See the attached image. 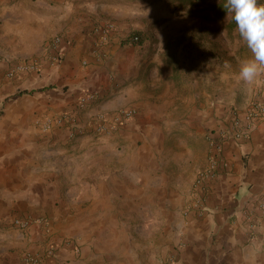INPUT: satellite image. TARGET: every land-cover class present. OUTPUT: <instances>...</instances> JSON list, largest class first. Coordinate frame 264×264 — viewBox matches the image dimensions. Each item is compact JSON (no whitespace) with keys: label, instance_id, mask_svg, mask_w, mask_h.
<instances>
[{"label":"crops","instance_id":"0c3cea01","mask_svg":"<svg viewBox=\"0 0 264 264\" xmlns=\"http://www.w3.org/2000/svg\"><path fill=\"white\" fill-rule=\"evenodd\" d=\"M134 1L0 0V264H25L28 252L39 255V264L132 263L112 228L114 212L130 209L139 192L136 180L145 183L134 170L146 157L143 143L133 146L159 136L165 102L149 90L155 84L149 75H140L148 61L138 67L120 49L119 37L103 43L101 32L120 5ZM55 36L62 38L61 60L53 65L47 44ZM30 59L37 60L36 69L8 76ZM237 80L232 91L238 99L218 96L200 112L209 130L200 142L205 164L214 153L209 137L221 140L232 132L229 110L264 104V87L249 91ZM87 92L98 100L80 110L78 99ZM130 108L136 115L117 131H94L95 115L112 121ZM72 113L81 127L73 136L68 124L42 128L46 117ZM189 141L192 149L199 144ZM222 145L217 166L210 170L208 163L204 200L180 230L186 243L181 259L203 264L211 252L219 264H264V212L258 208L264 202V117L245 138H223ZM17 218L32 224L20 231L13 227Z\"/></svg>","mask_w":264,"mask_h":264},{"label":"rangeland","instance_id":"374dc122","mask_svg":"<svg viewBox=\"0 0 264 264\" xmlns=\"http://www.w3.org/2000/svg\"><path fill=\"white\" fill-rule=\"evenodd\" d=\"M217 1L208 0L210 4ZM259 1L264 4V0ZM116 16L102 28L103 43L111 36L119 37L120 49L135 58L138 67L147 60L140 75H149L148 82L155 83L149 90L163 96L160 102L165 105L160 104L159 109V120L164 125L159 136L147 135L133 146L143 143L146 157L134 170L145 175V183L142 185L135 179L139 192L133 194L130 209L114 212L118 216L112 228L127 262L184 264L181 255L186 243H182L180 230L204 200L203 183L210 167V157L205 164L200 143L205 141L208 130L200 120V112L218 96L230 101L238 99L232 89L238 81L239 65L252 54L237 30L228 34L225 26L230 15L218 23H206L196 9H176L165 1L137 0L120 5ZM122 25L128 27L121 30L118 27ZM136 30L144 32L145 42L139 46L123 44ZM184 37L185 41L178 44ZM87 65V62L83 64ZM193 110H196L194 116ZM235 111L238 109L229 110L231 114ZM152 118L149 115L148 119ZM190 118H195V122L188 123ZM189 138L199 140L194 149ZM216 257L210 252L203 264H219L220 257ZM22 260L25 262V255Z\"/></svg>","mask_w":264,"mask_h":264},{"label":"built area","instance_id":"2783aa9c","mask_svg":"<svg viewBox=\"0 0 264 264\" xmlns=\"http://www.w3.org/2000/svg\"><path fill=\"white\" fill-rule=\"evenodd\" d=\"M114 25H109V28H113ZM62 44V38L60 36H55L53 39H51L47 46L48 49H51V62L53 65L57 64L61 60V51L60 47ZM38 67L37 60L30 59L26 60L21 64H17L11 69L8 73L9 77H13L16 73L34 70ZM98 100V94L95 92H87L83 94L78 99V108L85 109L89 107L90 104L95 103ZM136 110L134 108L125 109L119 112L112 121L107 119L104 115L98 114L95 117V126L94 131L97 134H106L109 132L117 131L120 126H122L123 122L128 121L132 119L136 115ZM264 117V104L261 103H254L251 107H249L245 112H237L235 111L232 114V123H231V133L228 137H230L233 140H241L246 137L248 130L252 127L254 122L262 119ZM79 120L77 115L69 114V115H61L57 117H46L43 121L42 128L44 131L49 130L52 125H58V126H64L68 124L69 131L71 135L73 136L74 133L77 131H81V127L79 124ZM227 132L222 134V139L217 140L215 137L210 136L209 137V143L211 147L214 149V153L210 157V170H213L217 164H218V158L219 153L222 150V142L223 138L225 137ZM222 141V142H220ZM259 210L264 212V202H261L258 205ZM31 221L26 219H20L17 218L13 222V227L20 230V231H26L31 226ZM80 250L78 249L77 252ZM48 255L52 256L54 255L55 251L54 249L48 250ZM25 262L27 264H39L40 257L39 255L33 254V253H27L25 255Z\"/></svg>","mask_w":264,"mask_h":264},{"label":"clouds","instance_id":"9594fccd","mask_svg":"<svg viewBox=\"0 0 264 264\" xmlns=\"http://www.w3.org/2000/svg\"><path fill=\"white\" fill-rule=\"evenodd\" d=\"M225 8L232 14L236 30L251 58L241 61L237 76L251 87H264V4L259 0H226Z\"/></svg>","mask_w":264,"mask_h":264},{"label":"trees","instance_id":"16d2710c","mask_svg":"<svg viewBox=\"0 0 264 264\" xmlns=\"http://www.w3.org/2000/svg\"><path fill=\"white\" fill-rule=\"evenodd\" d=\"M165 1L169 5H172L176 9H196L201 15V18L206 23H218L230 15L228 23L225 28L228 34H232L236 30L234 21L232 20V14L225 8L226 0H218L216 3L210 4L208 0H151ZM260 3V1H259ZM146 40L143 31H133L123 44L142 45ZM185 41V37L178 40V44H182ZM173 62V58L170 59V63Z\"/></svg>","mask_w":264,"mask_h":264}]
</instances>
